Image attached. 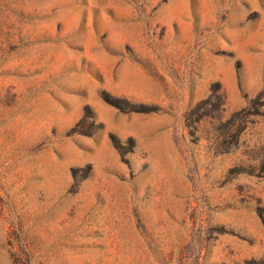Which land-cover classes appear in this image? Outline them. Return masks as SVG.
<instances>
[{
	"label": "rangeland",
	"instance_id": "obj_1",
	"mask_svg": "<svg viewBox=\"0 0 264 264\" xmlns=\"http://www.w3.org/2000/svg\"><path fill=\"white\" fill-rule=\"evenodd\" d=\"M0 264H264V0H0Z\"/></svg>",
	"mask_w": 264,
	"mask_h": 264
}]
</instances>
